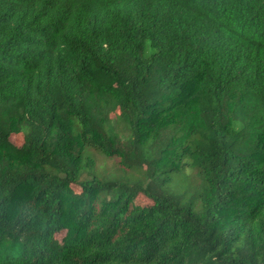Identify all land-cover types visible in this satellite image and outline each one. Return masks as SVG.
I'll return each instance as SVG.
<instances>
[{
	"label": "trees",
	"instance_id": "1",
	"mask_svg": "<svg viewBox=\"0 0 264 264\" xmlns=\"http://www.w3.org/2000/svg\"><path fill=\"white\" fill-rule=\"evenodd\" d=\"M0 264H264V0H0Z\"/></svg>",
	"mask_w": 264,
	"mask_h": 264
},
{
	"label": "rangeland",
	"instance_id": "2",
	"mask_svg": "<svg viewBox=\"0 0 264 264\" xmlns=\"http://www.w3.org/2000/svg\"><path fill=\"white\" fill-rule=\"evenodd\" d=\"M110 116L112 119H116V117L120 114V111L118 109L117 105H113L110 110ZM12 142L18 146L22 147L25 143V136L22 134L19 135H13L11 137ZM94 157L96 159L97 166L99 170L102 171H107L110 174L116 175V174H122L121 169L118 166V160H113V159H107L101 154H98L96 152L93 153ZM139 177L138 175H136ZM201 184L200 178L197 176L196 172H193L189 169L185 170L184 173L179 175L177 178H175V181L172 185V189L176 190L177 192H184L185 188L187 186H191V188L194 189L196 187H199ZM74 191L79 194L80 189L78 186H73ZM154 202L146 197L144 194L140 193L137 195L135 201H134V208H148L152 206ZM127 225L124 223L122 228L125 229ZM66 236V232H60L56 235V241L58 246H62L64 244V238ZM212 260V258L209 259V261Z\"/></svg>",
	"mask_w": 264,
	"mask_h": 264
}]
</instances>
